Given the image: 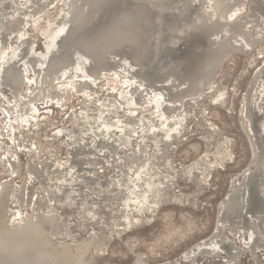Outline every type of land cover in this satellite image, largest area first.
I'll return each instance as SVG.
<instances>
[{"label":"bare ground","instance_id":"6f19581e","mask_svg":"<svg viewBox=\"0 0 264 264\" xmlns=\"http://www.w3.org/2000/svg\"><path fill=\"white\" fill-rule=\"evenodd\" d=\"M263 46L264 0H0V163H6L10 171L0 179V264H94L110 236L94 230L83 239L57 237L55 231L69 227L59 224L58 211L44 207L34 181L48 190L50 179L55 178L59 201H67L79 185L96 183L91 167L107 164L113 154L130 162L113 165L111 170L122 182L117 195L124 221L131 229L144 218L151 221L158 203L151 196L156 197L167 180L178 176L173 170H162L168 151L178 145L175 137L187 129L188 117L201 102L207 108L225 99L227 91L217 86V79L226 60L234 52L259 49L260 63L248 77L239 102L250 157L228 181L226 200L218 202L213 233L183 255L195 261L223 251L237 264L248 247L256 257L259 249L264 250ZM111 79L120 84L114 88L127 112L110 119L106 103L99 101L92 110L90 105L97 85ZM70 91L80 98L74 109L76 125L69 131L59 125L51 132L66 140V161L72 166L63 161L56 165L47 152L36 166L32 154L17 184L15 176L22 171L20 150L29 144L32 132L21 131L22 126L33 115L39 120L33 123L41 129L45 124L34 116L38 102L63 105ZM151 116L153 124L144 127ZM194 120L198 126L209 122L205 112ZM82 124L87 132L80 128ZM153 128L164 134L154 142L158 151L151 152L150 142L141 140L135 144V153L120 155L139 130ZM33 144L38 149V143ZM94 152L101 157L93 156ZM147 159L153 162L145 163ZM140 161L139 169L129 172ZM216 163L205 153L192 166L206 174ZM68 173L72 178H67ZM133 211L141 217L130 218ZM114 212L117 216L118 210ZM228 226L245 235L242 244L227 234Z\"/></svg>","mask_w":264,"mask_h":264},{"label":"rangeland","instance_id":"374dc122","mask_svg":"<svg viewBox=\"0 0 264 264\" xmlns=\"http://www.w3.org/2000/svg\"><path fill=\"white\" fill-rule=\"evenodd\" d=\"M41 24V27H44L43 21ZM38 33V41L41 43L43 41L42 34L39 31ZM260 49L264 51V46ZM257 50L259 51V49H255L253 52L249 50L248 53L237 51L226 60L217 79V86L225 88L227 91L225 99L222 103L210 104L207 108L201 102V105L188 117L187 129L183 134L175 137L178 140V145L168 151V156L173 159L166 160L168 157L166 156V159H163L162 170L164 169V172L173 170L177 172L178 176L170 181L167 180L156 197L151 196V200L158 201L156 216L153 215L151 221L144 218L140 226H135L132 229L124 221L123 209L119 207V195H117V188L122 182L118 180L115 173H111V170L113 165L128 166L130 162L120 159L119 154H113L110 156L111 160L106 162L107 164L98 162L95 164L96 166L91 167L92 174L97 178L96 183L91 187L79 185L75 189L76 192L72 191L67 201H59V190L55 189L56 185L53 183L56 181L55 178L50 179L52 184L48 190L44 189L38 180L34 181L37 192L43 196L44 207L58 211L59 224L68 225V229H70L60 233L54 232V227H52L51 231L56 233L57 237L71 238V235H74L77 239L89 237L94 230L107 233L110 236V242L105 250L97 253L94 264H235L228 259V254L223 251L211 257H198L195 261H189L183 255L196 241L213 233L218 202L226 200L223 195L227 189L228 181L231 176L243 169L250 157L251 147L242 125L239 102L248 77L260 63L261 58ZM102 83H99L92 93L90 109H95L96 103L101 101L110 108L106 115L108 118L125 114L127 112L126 103L117 99L116 96V88L120 84L112 79L110 81L103 80ZM4 92L11 96L8 88L4 87ZM73 93L72 91L70 94L68 92L69 95L65 97L63 105L38 102L36 107L38 111L34 116L45 124L41 129H37L33 123L39 121L35 120L33 115L30 123L22 126L21 131L32 130V132L30 134L31 141L29 140V144L24 145L25 147L22 145L20 150L19 164L22 166V171L21 174L16 175L17 177L15 176L17 184L21 182L22 174H26V161L32 154L36 166L41 164L43 152H47L56 165L63 161L72 166L71 161H66L69 158L66 140L62 135L61 137L53 136L55 131L51 132V129L65 125L62 127L69 131L76 125V121L73 119L74 109L78 108L76 106L79 105L80 98ZM137 112L141 114L142 110ZM202 112L208 116L209 122L198 126L194 119L198 113ZM151 119L152 116L146 117L144 127L153 124ZM80 128L87 132L84 124ZM139 131L130 146L126 150L120 151V155L125 152L135 153V144L141 140L150 142L151 152L160 149L154 142L163 138L162 129L153 128L150 132ZM15 132L18 143H20V130L16 129ZM89 139L94 142V137L90 136ZM33 143H38L40 148L36 149ZM218 151L222 152V156L218 157ZM203 153H207L211 161H217V166L210 168L211 170L206 174L198 170L195 171L192 166L197 163V159L204 155ZM92 155L101 157L97 152ZM149 162L152 163L153 160L147 159L145 163ZM141 164L140 161L129 172L138 170ZM191 171L193 175L190 174ZM9 172L6 163H0V179L7 176ZM55 175L59 176L58 171ZM143 176L144 178L149 177L145 173ZM67 178H72V174L68 173ZM156 178L162 177L156 176ZM104 179H108L107 183L101 184L100 182ZM78 190H82V192H78ZM90 196L92 198L88 200ZM114 210H118L117 216H113ZM134 212L130 213V218L132 215L133 218L141 217ZM225 230L231 238L240 244L243 243L245 235L239 232L235 226H228ZM237 264H264V250L259 249L256 257H253L250 248H245Z\"/></svg>","mask_w":264,"mask_h":264},{"label":"snow or ice","instance_id":"6c2138e0","mask_svg":"<svg viewBox=\"0 0 264 264\" xmlns=\"http://www.w3.org/2000/svg\"><path fill=\"white\" fill-rule=\"evenodd\" d=\"M158 99H162V98H158Z\"/></svg>","mask_w":264,"mask_h":264}]
</instances>
